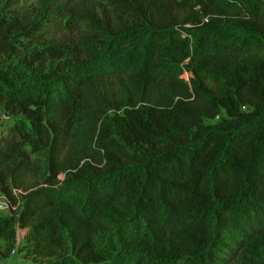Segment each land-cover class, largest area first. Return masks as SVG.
I'll use <instances>...</instances> for the list:
<instances>
[{
  "label": "trees",
  "instance_id": "16d2710c",
  "mask_svg": "<svg viewBox=\"0 0 264 264\" xmlns=\"http://www.w3.org/2000/svg\"><path fill=\"white\" fill-rule=\"evenodd\" d=\"M0 108V264H264V0H4Z\"/></svg>",
  "mask_w": 264,
  "mask_h": 264
},
{
  "label": "rangeland",
  "instance_id": "374dc122",
  "mask_svg": "<svg viewBox=\"0 0 264 264\" xmlns=\"http://www.w3.org/2000/svg\"><path fill=\"white\" fill-rule=\"evenodd\" d=\"M3 1L4 0H0V6H2L3 4ZM22 2L24 4H28V5H32V4H35L36 3V0H22ZM22 44H27V40L23 39L22 41ZM19 51H21V53L23 52V49H22V46L20 47ZM19 57H21V54L16 57V58H13V61L14 62H17V60L19 59ZM183 79H187L189 80L190 78V75L189 73H185L182 77ZM121 110H112L109 112V115L107 117V122L109 123V126H112L113 123H115V121L117 119L115 118H118L119 116H121ZM227 117L224 113L223 110H220V113L213 119H203V123L204 124H209V125H214V124H217L223 120H226ZM12 119L10 117H7L3 110L0 108V136L1 135H4L7 131V129L12 125ZM85 143H89V142H85V140L83 139H79L77 138V141H75V145L79 146L82 145L84 146ZM38 156V160H41L42 157L39 155ZM41 158V159H39ZM85 160H83L81 163H83ZM38 162H41V161H38ZM37 162V163H38ZM29 176H35L34 174L33 175H29ZM64 175H60L59 178L62 179ZM27 179L28 181H32V180H35L34 178H30V177H27L25 178ZM26 184V183H25ZM15 190H21L22 192V195L25 193L24 192V189H15ZM4 215V214H2ZM23 234H24V230H21V229H17V240H18V245L16 246V250L14 252V254H10L9 257L4 260L3 264H37L35 263L31 257H28L25 255L24 252H20L19 251V247L21 246L22 242H23ZM236 263H237V260H236ZM236 263H231V264H236Z\"/></svg>",
  "mask_w": 264,
  "mask_h": 264
},
{
  "label": "built area",
  "instance_id": "2783aa9c",
  "mask_svg": "<svg viewBox=\"0 0 264 264\" xmlns=\"http://www.w3.org/2000/svg\"><path fill=\"white\" fill-rule=\"evenodd\" d=\"M14 196H16V205L10 203L6 198L0 197V214H10L12 211L16 210V207L20 205V196L22 195L21 190H13ZM18 242V240H17ZM15 250L11 252L14 254Z\"/></svg>",
  "mask_w": 264,
  "mask_h": 264
}]
</instances>
